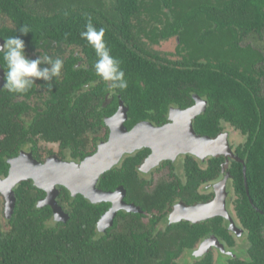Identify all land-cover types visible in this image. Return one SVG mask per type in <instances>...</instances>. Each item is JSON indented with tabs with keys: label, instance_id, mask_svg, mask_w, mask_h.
<instances>
[{
	"label": "flooded vegetation",
	"instance_id": "af4514ba",
	"mask_svg": "<svg viewBox=\"0 0 264 264\" xmlns=\"http://www.w3.org/2000/svg\"><path fill=\"white\" fill-rule=\"evenodd\" d=\"M46 1L21 0L39 14L47 12V4L54 6L51 2L53 0H48V3ZM107 3L104 13L99 16L104 25L117 29L114 23L109 24L110 20L116 18L110 7L112 0H107ZM1 4L2 2L0 6ZM65 4L68 6L57 7L56 11L47 13L48 18L52 17L50 32L44 34L38 46L25 44L26 54L31 59L50 56L64 61L58 78L53 77L51 82L38 78L27 93H12L4 88L6 70L0 64V177L7 181L14 166L29 169L47 163L52 158L82 163L98 154L102 146L109 142L112 125H119L122 116L125 117L123 123L128 130L144 121L157 127L170 123L183 126L192 117L190 123L197 135L212 138L214 142L216 139L222 143L228 141L231 152L220 155L214 151L206 153V150L198 154L181 153L173 158L162 159L154 166L148 163L153 153L150 147L124 154L120 162L103 173L96 183V189L111 194L112 200L99 196L100 199L97 197L98 200L93 202L80 194L93 204L96 211L100 210L94 236L102 238L127 228L130 238L138 245L137 252L153 253L151 246H154L158 249H154L155 254L169 256L167 261L166 256L162 257L160 264H264V196L252 198L247 178L249 166L256 163V159L251 157L254 155L248 149L253 136L251 130L243 132L230 121L217 120L215 109L211 113L210 123L199 127L198 120L202 121L207 115L210 104L207 96L199 93L192 94V102L189 100L187 104H169L161 115L154 113L155 117L152 119L149 117L136 120L132 106L138 103H132L133 97L130 93L126 89L110 91L106 82L95 75L94 62L97 57L95 53L93 56L89 54L94 49H89L85 40H75L65 31L64 34L53 31V28L65 26L68 19L76 14L77 19L72 17L68 28L73 29L84 22L86 14L82 7L72 8L68 1ZM5 8L0 11V45L12 36L21 35L19 24ZM142 20L146 23L132 26L130 34L123 38L130 54L136 53L139 61L145 59L167 64L168 60H182L181 62L185 61L184 64L192 69L199 62H207L205 56L197 60L193 53H202L201 49L214 42V35L205 41L198 38L200 44L197 39V44L192 41L182 43L177 36L166 37L162 33L161 23H156L158 30H153L149 18L143 16ZM13 31L14 35L10 34ZM17 32L18 35L15 34ZM172 39L176 42L174 48H171L173 45H170V50L164 48ZM241 45H250L264 56V32L258 38L257 44L252 39H246ZM211 58L213 65H216V57L212 54ZM241 59L244 64L247 62L245 57ZM41 66L50 67L48 64ZM257 67H264V57ZM245 74L250 75L251 72ZM254 76L255 81L251 84L256 83L255 89L248 87L240 78L237 79L248 92L256 90L259 105L264 107V70L254 72ZM196 96L202 103L196 100ZM195 106L200 109V113L193 117L190 109ZM139 114L142 113L139 111ZM114 118L116 120L111 121ZM56 119L67 123L66 127H80L81 134L76 140L71 139L66 143L60 139H48L51 130L45 131L43 126L51 127ZM259 138L260 135L257 139ZM241 176L242 183L238 181ZM57 188V202L71 218L74 212L73 199L79 194L73 196L62 185ZM14 191L18 198L12 209L7 204L5 194L0 192V232L6 231L12 225V219L19 208H25L24 214L33 212L32 206H48L52 210L51 205H40L46 200L48 193L46 189L35 184L33 178L21 180L14 187ZM219 191L227 192L225 214L208 215L205 218L206 214L199 209L196 213L198 221H191L185 217L183 209L178 214L179 219L172 221V212L178 206L210 205L217 199ZM121 202L129 209L118 208L112 225L100 230L99 222L115 203ZM29 207H32L30 211ZM51 217L56 221L53 210ZM247 218H253V222L248 223ZM163 239L168 242L164 243Z\"/></svg>",
	"mask_w": 264,
	"mask_h": 264
},
{
	"label": "trees",
	"instance_id": "16d2710c",
	"mask_svg": "<svg viewBox=\"0 0 264 264\" xmlns=\"http://www.w3.org/2000/svg\"><path fill=\"white\" fill-rule=\"evenodd\" d=\"M67 1L72 8L84 9V22L73 29L68 28L71 18L77 19L76 14L68 19L65 26L53 28V31L60 34L65 31L79 40V32L85 30L89 16L97 28L106 29L105 39L111 54L122 61L121 66L128 81L126 90L133 97L132 103H138L132 106L136 120L152 119L154 113L161 115L169 104L192 102V94L199 93L207 96L210 101L207 115L202 121L198 120L199 127L210 123L211 113L215 109L217 120L230 121L243 132L251 130L253 136L248 149L256 163L249 166L247 178L252 198H262L264 107L259 105L256 90L248 92L245 87L242 88L243 83L237 77L255 89L256 83L251 84L255 81L254 72L264 70V67H257L264 57L263 53L250 45H241L246 39H252L257 44L264 32V0H112L110 7L116 18L110 20L109 24L114 23L117 29L104 25L99 16L107 8V0H53L51 2L54 6L47 4V12L42 14L24 5L21 0H0V11L6 7L20 28H29L26 34L22 31L21 35L15 33L26 45L38 46L44 34L50 32L52 17L48 18L47 13L56 11L57 7H67ZM143 16L152 22L153 30H158L156 23L159 22L166 37L177 36L182 43L192 41L197 44L199 39L205 41L214 35V42L201 49L202 53H193L197 60L205 56L207 62H199L192 69L182 60H168L167 64L145 59L139 61L136 53L130 54L123 38L130 34L132 26L146 23L142 20ZM14 32L10 34L14 35ZM86 46L91 49L88 43ZM94 53L89 52L91 56ZM212 54L217 59L216 65L212 63ZM244 57L248 63H243L241 58ZM66 126L63 120L61 122L56 119L51 127L43 126V130H51L47 137L51 140L60 139L64 143L76 140L81 134L80 127ZM240 178L238 181L242 183V176ZM72 205L74 212L66 222L53 221L52 210L48 206H32L34 211L30 214H24L25 208L17 209L12 225L0 232V264H160V259L165 258L166 255L154 253V246H151L153 253L137 252L138 245L130 238L127 228L95 238V223L100 210L96 211L93 204L80 194L73 199ZM32 207L28 208L29 211ZM246 220L248 223L253 222V218ZM162 241L168 242L166 239ZM133 246H136L135 249ZM166 258L167 261L169 256Z\"/></svg>",
	"mask_w": 264,
	"mask_h": 264
},
{
	"label": "water",
	"instance_id": "95a60500",
	"mask_svg": "<svg viewBox=\"0 0 264 264\" xmlns=\"http://www.w3.org/2000/svg\"><path fill=\"white\" fill-rule=\"evenodd\" d=\"M196 100L202 103L197 96ZM190 112L195 117L200 113V109L195 106L190 109ZM172 119L177 121L176 117ZM191 119L192 117L183 126L178 123H170L163 127H157L151 122L144 121L137 124L133 129L128 130L123 123L125 117L122 116L119 125H112L110 140L102 146L98 154L92 155L82 163H70L61 161L58 158H52L47 163L35 165L29 169L14 166L7 181L0 177V192L5 194L7 204L12 209L17 199L14 191L16 184L23 179L33 178L34 183L46 189L48 193L46 200L42 201L40 205H51L55 220L66 222L70 217L57 202L58 185L68 188L73 196L82 194L93 202L100 199L99 196L112 200L113 196L111 194L96 189V183L99 177L117 165L126 153L134 152L143 147H150L153 153L148 163L154 166L162 159L173 158L181 153L198 154L206 150V153L214 151L217 155H220L228 151L231 152L228 141L222 143L216 139L214 142L212 138L197 135L190 123ZM226 193V191H219L214 203L207 206H183L181 208L178 206L172 212V221L176 222L180 210L183 209L185 217L191 221H198L196 213L199 209L204 211L206 214L205 218L209 217L208 215L225 214ZM120 207L129 209L122 202L121 204L115 203L99 222L100 230L112 225L114 216Z\"/></svg>",
	"mask_w": 264,
	"mask_h": 264
},
{
	"label": "clouds",
	"instance_id": "9594fccd",
	"mask_svg": "<svg viewBox=\"0 0 264 264\" xmlns=\"http://www.w3.org/2000/svg\"><path fill=\"white\" fill-rule=\"evenodd\" d=\"M84 28L80 37L94 49L97 57L94 62L95 75L106 82L110 91L127 89L128 81L121 66L122 61L111 54L105 39L106 29L97 28L90 16ZM21 31L26 34L30 30L27 26H23ZM25 47L24 40L14 36L0 45V64L6 70L4 88L12 93H27L36 84L38 78L51 82L53 77L60 76L63 68L64 61L61 58L40 56L31 59L27 56ZM42 64H48L50 67H42Z\"/></svg>",
	"mask_w": 264,
	"mask_h": 264
},
{
	"label": "rangeland",
	"instance_id": "374dc122",
	"mask_svg": "<svg viewBox=\"0 0 264 264\" xmlns=\"http://www.w3.org/2000/svg\"><path fill=\"white\" fill-rule=\"evenodd\" d=\"M175 40L172 39V40H169V42L167 44L164 45V48H167L170 50V45H173L171 48L173 49L174 48V45H175Z\"/></svg>",
	"mask_w": 264,
	"mask_h": 264
}]
</instances>
